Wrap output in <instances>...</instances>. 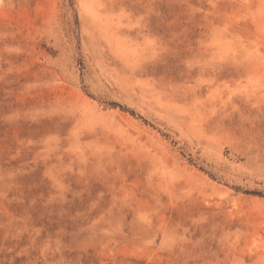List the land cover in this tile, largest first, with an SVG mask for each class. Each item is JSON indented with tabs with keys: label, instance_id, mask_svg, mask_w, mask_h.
I'll return each instance as SVG.
<instances>
[{
	"label": "rangeland",
	"instance_id": "obj_1",
	"mask_svg": "<svg viewBox=\"0 0 264 264\" xmlns=\"http://www.w3.org/2000/svg\"><path fill=\"white\" fill-rule=\"evenodd\" d=\"M0 264H264V0H0Z\"/></svg>",
	"mask_w": 264,
	"mask_h": 264
}]
</instances>
